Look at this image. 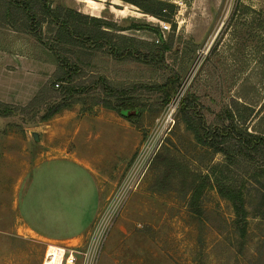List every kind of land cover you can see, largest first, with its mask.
Listing matches in <instances>:
<instances>
[{
	"label": "rangeland",
	"instance_id": "rangeland-1",
	"mask_svg": "<svg viewBox=\"0 0 264 264\" xmlns=\"http://www.w3.org/2000/svg\"><path fill=\"white\" fill-rule=\"evenodd\" d=\"M111 1L95 17L78 0H0V50L56 66L30 104H0V264H41L47 244L12 230L11 206L38 158L26 139L70 95L116 133L76 264H264V0Z\"/></svg>",
	"mask_w": 264,
	"mask_h": 264
},
{
	"label": "crops",
	"instance_id": "crops-1",
	"mask_svg": "<svg viewBox=\"0 0 264 264\" xmlns=\"http://www.w3.org/2000/svg\"><path fill=\"white\" fill-rule=\"evenodd\" d=\"M89 15L98 17L106 0H90ZM126 12L119 0H112ZM56 66L10 49L0 50V103L24 107L43 92ZM92 119V120H91ZM99 116L78 117L65 110L37 130L39 141L26 139L38 152L13 196L12 230L21 227L44 244L73 248L87 236L112 187L110 156H114V124L101 131ZM97 123L96 129L94 128Z\"/></svg>",
	"mask_w": 264,
	"mask_h": 264
},
{
	"label": "trees",
	"instance_id": "trees-1",
	"mask_svg": "<svg viewBox=\"0 0 264 264\" xmlns=\"http://www.w3.org/2000/svg\"><path fill=\"white\" fill-rule=\"evenodd\" d=\"M78 1H79V4L84 5L85 11L89 14L90 13L89 9H90V5H91V1L90 0H78ZM122 1L131 3V4L137 6L138 8H140L141 10L144 11V8L142 6H140L137 1H130V0H122ZM16 5H19V3H17ZM118 11H120V9H118ZM92 21H98V20L93 18ZM167 91H168V93L170 95L172 93V88L170 87ZM73 99H74L73 96L70 95L69 99H67V102L65 100V101L62 102L61 105H58L56 103V104H53V106H49L48 109L45 111V113L43 115L42 121H47V120L51 119L53 116L57 115L62 110L70 109L72 107V104L78 102V101L71 102V100H73ZM104 107L107 108V109L116 110V111H118V109H120L118 106L112 107L109 104H105ZM256 143L264 145V137L263 136H259L258 139L256 140ZM219 192L223 196L227 197L229 199V201L232 203V206H233V209H234V212H235L236 216L238 218H240L241 220H244L245 211H244V202L242 200V196L239 193L231 192L230 190H226V191L224 190L223 191L222 189H220Z\"/></svg>",
	"mask_w": 264,
	"mask_h": 264
},
{
	"label": "built area",
	"instance_id": "built-area-1",
	"mask_svg": "<svg viewBox=\"0 0 264 264\" xmlns=\"http://www.w3.org/2000/svg\"><path fill=\"white\" fill-rule=\"evenodd\" d=\"M54 87L59 88V83H55ZM76 261L77 254L74 252V249L48 245L41 264H76Z\"/></svg>",
	"mask_w": 264,
	"mask_h": 264
},
{
	"label": "water",
	"instance_id": "water-1",
	"mask_svg": "<svg viewBox=\"0 0 264 264\" xmlns=\"http://www.w3.org/2000/svg\"><path fill=\"white\" fill-rule=\"evenodd\" d=\"M31 135H32V138H33V140L35 142H38L39 141V137H38V134L37 133L33 132Z\"/></svg>",
	"mask_w": 264,
	"mask_h": 264
}]
</instances>
